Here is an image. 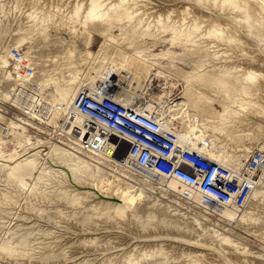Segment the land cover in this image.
Listing matches in <instances>:
<instances>
[{
    "label": "bare ground",
    "instance_id": "1",
    "mask_svg": "<svg viewBox=\"0 0 264 264\" xmlns=\"http://www.w3.org/2000/svg\"><path fill=\"white\" fill-rule=\"evenodd\" d=\"M100 86L155 113L182 148L245 173V204L209 208L194 189L134 168L131 142L75 109ZM96 132L106 145L83 151ZM257 152L264 0H0V264H264V167L248 168ZM130 207L132 232L143 231L130 243L147 241L119 249ZM106 223L124 229L110 235Z\"/></svg>",
    "mask_w": 264,
    "mask_h": 264
},
{
    "label": "built area",
    "instance_id": "2",
    "mask_svg": "<svg viewBox=\"0 0 264 264\" xmlns=\"http://www.w3.org/2000/svg\"><path fill=\"white\" fill-rule=\"evenodd\" d=\"M13 54L16 61L22 59L19 51ZM136 107L118 102L110 89L103 86L82 90L75 105L80 114L100 128L115 131L131 142L130 162L134 168L174 179L194 189L209 208L245 204L254 185L245 173H234L197 152L182 148L175 130L166 129L155 113L146 108L137 112ZM105 145L104 136L96 132L87 134L81 148L95 152ZM183 165L189 166L191 171L185 170ZM262 167L264 154L257 152L248 168L256 171Z\"/></svg>",
    "mask_w": 264,
    "mask_h": 264
},
{
    "label": "rangeland",
    "instance_id": "3",
    "mask_svg": "<svg viewBox=\"0 0 264 264\" xmlns=\"http://www.w3.org/2000/svg\"><path fill=\"white\" fill-rule=\"evenodd\" d=\"M164 37L169 38L170 35H169V34H164ZM162 45H163L164 47H165V45L168 46V44H166V43H165V44H162ZM163 46H158V47H156L157 51H160V48L163 47ZM97 47H98V45H96V48H95V49H97ZM158 49H159V50H158ZM177 51L180 52V48H178ZM12 54H13V52H12ZM13 55H14V54H13ZM27 72H28V71H27ZM7 105H8V106H7ZM2 106H3V108H4V112H5L6 114H8L9 116L22 115L21 112H20L19 110H16V109L13 108L10 104H5V105H2ZM9 113H10V114H9ZM61 124L63 125V122H62ZM42 127H44V126H42ZM44 128L48 129V131H50V132H48V133H50V134H51V132H55V131H56L55 129H52V128H49V127H44ZM94 130H95V129H94ZM31 132H32V135H34V136L40 135L41 137H47L48 139L51 138L50 135H48V136H44V135L39 134V133L36 132L35 130H32ZM47 138H46V140H48ZM45 161H47V160H45ZM45 161H44V163H45ZM86 186H87V185H85V187L82 186V189L85 188L84 190H81V188H79V189H78L79 192L81 191L82 193H84V192L86 191V188H87ZM83 187H84V188H83ZM88 187H89V188L91 187V188L88 189V190L92 192V186H88ZM93 190H94V189H93ZM83 191H84V192H83ZM94 191H95V190H94ZM97 193L99 194L100 191H99V192H96V193L94 192V195H95L96 197H98V198H96V199L94 198L95 200H99L100 198H102V197H101V194H102L103 192H101L100 195H98ZM96 194H97V195H96ZM102 195H103V194H102ZM104 197H105V196H104ZM104 197H103V198H104ZM114 198H115V197H111V198H109V200L113 199V201H111V202H113V203H115V202L118 203V204L121 203L120 205H122V203H124L125 207L128 206V205L126 204L127 201H125V202H126V203H125V202H123V201L121 202V200H119V199H117V198H115V199H114ZM104 199H105V198H104ZM116 199H117V200H116ZM105 200H106V199H105ZM124 205H122V206H124ZM125 207H124V208H125ZM130 208H131V207H130ZM130 208H126V209H130ZM127 212H129V213H128L129 216H127V219L124 220V222L126 221L125 223L127 224V226H125V225H126L125 223H124L125 225H123L126 229H124V227H123V228L120 227L121 230L124 229V231L121 232L122 234H120V235L118 234V233H120V232H119L120 229L118 230V225H116L115 223H114V224H112V223H108V225H107V223H106V224H104V225H106L107 227L104 226V225H102V227H100V229L103 228V230H104V227H105V230H104V231H105V232L107 231L108 233L111 232L110 229H111V227H112V229H114V230H112V229H111V230H112V232H113L114 234L111 232L110 235H111V234H113V235H115V236H118V235H119V238L121 237V235H122V236H123V235H125V236L127 235L126 237H125V236L121 237L122 239L120 238L118 242L116 241L117 243L115 242L116 245L119 246L118 243H119L120 241L123 242V240H124L125 245L122 244V242H120L123 246L120 244L119 249H120V247H121V249H125L124 246H125V247L128 246V247H126V248H130V247H133V246L136 245V244H139V242H140L139 238H138V239L136 238V239L134 240V241H137V242H135L136 244H134V245H133L134 241H133V243H132V242L130 243V241H132V238H131V240H130L129 238L132 237L131 235H133V234H135L136 237H138V236H140V235L142 236L141 233L143 232L141 229H138V227H135V228H136V230H134L135 233H133L134 231L132 232V230H133V229H132V228H133V225L131 224L130 220H131V216H132V213L134 212V210H132V208H131V211L129 210V211H127ZM130 212H131V213H130ZM128 217H130V219H129ZM11 222H14V221L11 220ZM12 224H13V223H12ZM12 224H10V225H12ZM110 224H111V225H110ZM130 224H131L132 226H131ZM112 225H113V226H112ZM103 226H104V227H103ZM108 226H109V227H108ZM113 227H114V228H113ZM116 227H117V228H116ZM130 227H131V229H130L131 232H130V231H127ZM106 228H107V230H106ZM100 229H99V231H98V232H100L99 234H102V235H106V234H107V235H108V233L101 232L102 229H101V231H100ZM115 229H116V230H115ZM108 230H109V231H108ZM121 230H120V231H121ZM125 230H126L127 232H126ZM114 231H115V232L118 231V232L115 234ZM95 232H96V234H98L97 231H95ZM123 232H125V233L123 234ZM139 232H140V233H139ZM128 233H130L129 236H128ZM136 233H138V235H137ZM144 233L147 234V233H149V232H144ZM144 233H143V234H144ZM174 233H175V231H174ZM162 234H165V233H162ZM166 234H169V233H166ZM166 234H165V235H166ZM78 235L81 236L82 233H78ZM76 236H77V235H73V238H76ZM82 236H83V237H89V236H91V233L87 232V233H84ZM144 236H145V235H144ZM123 238H124V239H123ZM125 238H127V239H125ZM128 239H129V240H128ZM146 239H147V238H146ZM146 239H144V241H147ZM117 240H118V239H117ZM126 240H127V241H126ZM138 240H139V242H138ZM255 240H256V239L252 240L253 242H255V245L253 244V246H257V245H258V242L256 243ZM75 241L77 242V239H75ZM125 241H126V242H125ZM128 241H129V242H128ZM144 241L141 240L140 243H143V244H144V243H145ZM148 241H150V239H149ZM172 241L176 242L175 240H172ZM127 242H128L129 244H132V246H130ZM126 244H127V245H126ZM129 246H130V247H129ZM94 254H96V253H94ZM98 254H99V253H98ZM98 254H97V255H98ZM97 255H95V257L92 256V257H90V258H93V259H94V258L100 256L101 254L98 255V256H97ZM81 257H82V256H81ZM81 257H78V258L74 259V262L79 261ZM82 258H83V257H82ZM82 258H81V259H82ZM98 259H99V258H98ZM96 260H97V258H96ZM63 264H64V263H63Z\"/></svg>",
    "mask_w": 264,
    "mask_h": 264
}]
</instances>
